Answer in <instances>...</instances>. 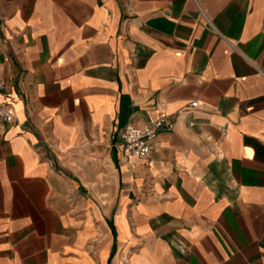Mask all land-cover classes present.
I'll return each instance as SVG.
<instances>
[{"label":"crops","instance_id":"1","mask_svg":"<svg viewBox=\"0 0 264 264\" xmlns=\"http://www.w3.org/2000/svg\"><path fill=\"white\" fill-rule=\"evenodd\" d=\"M0 78V264H264V0H0Z\"/></svg>","mask_w":264,"mask_h":264},{"label":"built area","instance_id":"2","mask_svg":"<svg viewBox=\"0 0 264 264\" xmlns=\"http://www.w3.org/2000/svg\"><path fill=\"white\" fill-rule=\"evenodd\" d=\"M4 88V82L0 78V91ZM198 102L190 104L191 108H197ZM14 114L0 106V135L5 133V129L8 125L14 123ZM194 123H191L193 126ZM175 123L171 120L170 115L167 112H161L158 118L148 124L145 127H138L133 124H129L123 130L122 135V147L125 156H137L147 158L154 150V144L156 143L161 132L173 131Z\"/></svg>","mask_w":264,"mask_h":264}]
</instances>
